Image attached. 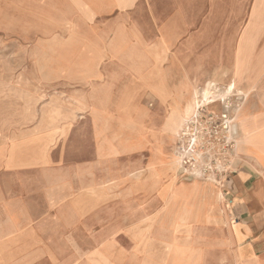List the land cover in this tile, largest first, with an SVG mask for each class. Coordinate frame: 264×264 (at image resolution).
Returning a JSON list of instances; mask_svg holds the SVG:
<instances>
[{"label":"crops","instance_id":"crops-1","mask_svg":"<svg viewBox=\"0 0 264 264\" xmlns=\"http://www.w3.org/2000/svg\"><path fill=\"white\" fill-rule=\"evenodd\" d=\"M74 1L86 24L104 18L115 27L102 54L115 58L118 68L88 66L76 80L67 76L69 85H78L63 100L0 94V264H85L105 248L107 234L125 232L139 239L153 221L155 201L163 210L169 196H182L187 189L174 185L172 164L165 167L154 150L165 89L179 112L169 117L168 126L176 132L174 123L192 92L201 89L195 87L203 72L204 83H231L248 95L234 134L242 160L226 183L234 220L228 222L216 188L195 182L196 194L224 228L238 258L259 264L264 259V0L252 5L249 0H205V6L202 0ZM203 9L217 15L216 24L227 30L225 50L217 45V55L225 61L211 63L205 71L200 67ZM142 23L157 27L146 50L138 34L134 43L120 37L123 25ZM239 26L246 28L234 38ZM251 27H257L256 34ZM6 39L9 35L2 32L0 40ZM148 57L156 63L149 65ZM123 61L135 74L124 88L121 82L115 85ZM11 73L26 71L0 66L2 93L11 81L17 86L24 82ZM117 86L121 92L115 96Z\"/></svg>","mask_w":264,"mask_h":264},{"label":"rangeland","instance_id":"rangeland-1","mask_svg":"<svg viewBox=\"0 0 264 264\" xmlns=\"http://www.w3.org/2000/svg\"><path fill=\"white\" fill-rule=\"evenodd\" d=\"M254 1L256 0H249L251 5ZM202 5L205 6V0H202ZM82 14L83 10L74 0H0V34L4 32L9 35V40H0V66H8L11 71L18 68L20 71H26L10 74L11 78L22 77L24 82L17 86L11 81L9 89L6 86L4 93L0 91L2 97L68 98L73 92L72 89L78 85H69L68 81L80 78V69L106 65L111 69L118 68V64L114 63L115 58L102 54L110 45L109 40L115 27L108 25V19L104 18L95 20L93 24H86L87 20ZM205 14L203 9V23L206 24H203L201 29L202 71L208 69L211 63L225 61L217 55V45H221L218 50H225L227 45L226 27L216 24L220 21L219 17ZM206 16L211 19L205 20ZM143 21L145 22L144 19ZM3 22L6 24L1 25ZM245 28L234 27V38L239 37ZM256 28L251 27L250 33L256 34ZM155 29L157 27L144 23L123 25L120 37L124 42L132 39L134 43V34H138L139 43L142 49L146 50L151 38H155ZM100 34L108 39L98 41ZM236 43L234 42V46ZM173 44L170 43L171 48L175 50L176 45L173 47ZM98 49L101 52L97 51ZM147 60L149 65L156 63L149 57ZM163 62L165 66V59ZM120 64L123 69L121 73H116L115 85L121 82L124 88V83L132 81L135 74H132L129 63L123 61ZM51 69L54 73L50 72ZM38 70L42 73L35 74L34 71ZM38 76L41 80L36 83ZM177 76L174 75L175 82ZM205 76L203 72V82L199 81L195 89L203 87ZM56 80L59 83L50 86L49 83ZM218 86L222 89L224 84L219 83ZM120 90L117 86L112 91L117 96ZM238 90L243 95L241 98L231 95L232 97L227 99L229 108L228 103L219 105L220 103L216 102L208 109H202L201 114H194L188 121V135H184L182 127L173 132L168 126L171 122L169 117H173V112H179L175 106L169 104L170 91L165 89V107L162 112L164 115L162 118L161 114V119L156 122L154 129V150L157 159L163 162L165 167L172 164L171 181L177 187L186 186L185 194L179 197L169 196L163 210L162 204L155 201L153 221L148 228H143L139 239L125 232L113 236L107 234L109 241L105 248L99 255L92 254L90 259L85 260V264H247L238 258L235 245L226 238L224 228L218 224L216 217L203 209L200 196L196 194L194 187V183L199 182L207 185L208 189L212 187L221 192L227 220L229 223L234 220L225 193L227 181L237 172V164L242 160L237 151L239 137L233 135V146L230 144V147H226V130L221 128L220 121L213 122L210 117L214 113L220 115L230 110L231 119L236 122L242 101L248 95V91ZM238 90L234 89L235 92ZM179 120L174 123L175 127L178 126ZM200 132L203 138L200 143L197 141L191 151L193 145L189 144V138L198 136ZM196 152L198 155H195ZM206 202L209 203L210 199ZM183 209L188 210V215ZM235 233L239 239L236 230ZM259 264H264V259H261Z\"/></svg>","mask_w":264,"mask_h":264},{"label":"bare ground","instance_id":"bare-ground-1","mask_svg":"<svg viewBox=\"0 0 264 264\" xmlns=\"http://www.w3.org/2000/svg\"><path fill=\"white\" fill-rule=\"evenodd\" d=\"M231 95H237L239 98H241L243 93L239 90L235 92L233 85L231 83L225 85L222 89H220V87L217 85L215 80L212 79L207 80L201 89L194 90L192 92L191 99L186 103V105L182 109L178 126L174 127L175 130L177 131L178 128L182 127V129H184L183 134L188 135V126H187L188 121L192 118L194 114L195 115L201 114L202 109H208L211 105L215 104L216 102H219L220 105L221 103L223 105L228 103L227 105L229 108L230 107L229 101H227V99ZM236 130H237V124L234 120H232L229 128V132L234 135ZM194 140H195L194 137H190L189 143ZM217 196L221 197V192H218Z\"/></svg>","mask_w":264,"mask_h":264},{"label":"built area","instance_id":"built-area-1","mask_svg":"<svg viewBox=\"0 0 264 264\" xmlns=\"http://www.w3.org/2000/svg\"><path fill=\"white\" fill-rule=\"evenodd\" d=\"M231 116H232V112L230 110H228L227 112L221 113L220 115H217L214 113V115H212V117H210L211 118L210 120H212L213 122L214 121H220L221 122V128L223 130H226L224 132L225 133V135H224L225 142L227 143L226 147H230L231 143L234 144L233 134H231L229 132L230 124L232 121ZM215 132H217V130H215ZM194 138H195V140L192 141V143H189V144L193 145L190 149L191 151L193 150V147H194V145H196L197 141H198V143H200V141L202 140V138H203L202 132H200V134L198 136L195 135ZM231 146H233V145L231 144ZM195 155H198V152H196ZM193 160H196V158H193ZM189 163H190V161H189ZM203 168L206 169V167H203Z\"/></svg>","mask_w":264,"mask_h":264}]
</instances>
